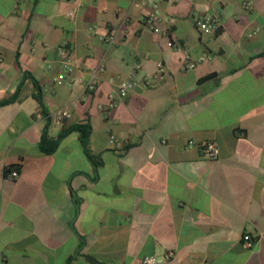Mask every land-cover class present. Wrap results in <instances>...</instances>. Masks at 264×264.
I'll use <instances>...</instances> for the list:
<instances>
[{
  "label": "crops",
  "instance_id": "obj_1",
  "mask_svg": "<svg viewBox=\"0 0 264 264\" xmlns=\"http://www.w3.org/2000/svg\"><path fill=\"white\" fill-rule=\"evenodd\" d=\"M156 1L174 47L133 0H0V101L17 92L0 105V264H264V0ZM205 12L209 33L192 20ZM76 123L94 159L74 130L40 149Z\"/></svg>",
  "mask_w": 264,
  "mask_h": 264
},
{
  "label": "built area",
  "instance_id": "obj_2",
  "mask_svg": "<svg viewBox=\"0 0 264 264\" xmlns=\"http://www.w3.org/2000/svg\"><path fill=\"white\" fill-rule=\"evenodd\" d=\"M19 0H15V4L18 3ZM176 1V0H174ZM133 3L137 6L140 5H147L149 7V10L144 15V21L148 25V27L156 32V33H162L166 36H168L167 45L170 47H174L178 45L176 37L171 34L169 35L167 29H163L160 27V22L164 20V17L162 13L160 12L158 8V4L156 0H133ZM243 5L245 7L250 6L249 1H244ZM76 10L74 8H70L66 11V15L70 18H73L75 16ZM192 20L194 25L201 31L209 33L211 31L216 30L219 27V16L216 12H205V13H196L192 16ZM256 31H253L249 34V36ZM101 40L108 44H112L117 39V31L116 29H110L106 35L99 36ZM69 44L67 41L63 40L61 41L57 47H56V54L58 56V59L61 63V66L63 68V71L58 72L55 77L53 78V81L57 84H60L64 81H69V73L72 71V61L70 58L69 53ZM189 66H192L191 63L188 64ZM159 70H161V64H158ZM95 74L93 73L91 75V78L86 82L85 88L87 90H92L95 86V80H94ZM78 81H81L80 77H77ZM134 81L132 79H126L122 80L118 83L116 87L115 93L110 95L109 104L108 106L110 108H113L118 105L127 95V93L133 88ZM70 111L68 108H60L55 111V117L58 121L68 118L70 116ZM111 141H116V138L111 135L110 137ZM189 145H195L196 141L194 139H190L188 141ZM200 149L202 154L207 158H214L218 154V147L217 144L213 141H207L205 143L200 144ZM18 175L17 170H12L9 172L8 176L10 177H16ZM242 242L246 247H251L253 239L251 235L248 232L243 233L242 235ZM160 260L159 257L155 255H146L142 258V262L145 264H155Z\"/></svg>",
  "mask_w": 264,
  "mask_h": 264
},
{
  "label": "trees",
  "instance_id": "obj_3",
  "mask_svg": "<svg viewBox=\"0 0 264 264\" xmlns=\"http://www.w3.org/2000/svg\"><path fill=\"white\" fill-rule=\"evenodd\" d=\"M16 96H17V92H15L11 97L1 100L0 105L10 102ZM72 130L79 132L80 142L84 152L89 158L94 159V155L91 154L87 146L88 138L91 133V125L89 123H76L66 126L59 132L58 136L55 139H50L45 135H43L40 141V149L45 153L53 152L58 145L59 139L64 137L68 132Z\"/></svg>",
  "mask_w": 264,
  "mask_h": 264
}]
</instances>
